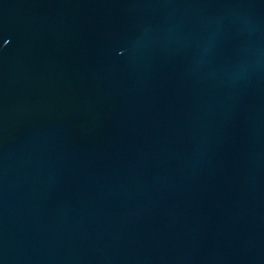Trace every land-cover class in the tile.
Returning <instances> with one entry per match:
<instances>
[{"label":"water","instance_id":"95a60500","mask_svg":"<svg viewBox=\"0 0 264 264\" xmlns=\"http://www.w3.org/2000/svg\"><path fill=\"white\" fill-rule=\"evenodd\" d=\"M0 264H264V0H0Z\"/></svg>","mask_w":264,"mask_h":264}]
</instances>
